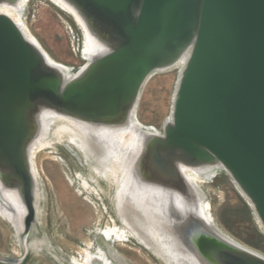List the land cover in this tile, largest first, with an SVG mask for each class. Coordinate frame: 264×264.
Returning a JSON list of instances; mask_svg holds the SVG:
<instances>
[{
	"label": "water",
	"instance_id": "obj_1",
	"mask_svg": "<svg viewBox=\"0 0 264 264\" xmlns=\"http://www.w3.org/2000/svg\"><path fill=\"white\" fill-rule=\"evenodd\" d=\"M67 1L104 42V50L71 78L48 64L17 23L0 13V174L5 185L20 189L32 213L36 183L28 148L42 114L123 122L132 118L150 75L184 55L171 116L162 133L149 134L146 177L172 187L187 178L176 161L220 167L249 199L264 228V0ZM190 185L202 210L204 195ZM172 204L177 219L199 229L185 239L189 249H197L199 263L264 264V257L228 242L201 213ZM0 261L18 259L0 253Z\"/></svg>",
	"mask_w": 264,
	"mask_h": 264
},
{
	"label": "rangeland",
	"instance_id": "obj_2",
	"mask_svg": "<svg viewBox=\"0 0 264 264\" xmlns=\"http://www.w3.org/2000/svg\"><path fill=\"white\" fill-rule=\"evenodd\" d=\"M17 2L11 13L19 26L67 73L77 74L90 61L86 52L91 53L87 46L91 43L71 10L57 0ZM6 5L0 3V13H7ZM91 49L95 51L96 45ZM180 72L176 63L147 79L132 115L141 128L163 132ZM41 118L48 122V129L30 148L39 195L27 248L16 226L0 212V253L17 258L13 264H86L87 255H91V264H106L101 258L104 253L109 264H182V258L171 254L161 238L154 243L163 255L158 247L140 240L120 217L117 194L123 172L118 168L117 181L109 168L98 170L97 161L60 131L66 118L53 112L43 113ZM107 157L114 167V152ZM197 185L204 195L201 207L216 229L264 257V228L230 174L217 167L211 175L197 176Z\"/></svg>",
	"mask_w": 264,
	"mask_h": 264
},
{
	"label": "bare ground",
	"instance_id": "obj_3",
	"mask_svg": "<svg viewBox=\"0 0 264 264\" xmlns=\"http://www.w3.org/2000/svg\"><path fill=\"white\" fill-rule=\"evenodd\" d=\"M57 1L67 9L71 10L85 28L87 38L91 43L87 44L91 53L89 54V51H85L89 58L91 59L101 53L104 50V42L99 38L96 32L90 28L80 12L67 0ZM0 3L7 4L8 11L7 13H4L10 16L19 26L11 13V9L17 7L18 2L2 0ZM23 33L28 38L24 31ZM28 39L30 40V38ZM30 41L34 43L32 40ZM34 44L46 55L48 64L57 69H63L61 63L53 60L38 44ZM92 45H96L95 51H92ZM97 46H100L101 49L97 48ZM176 63L180 64L182 70L185 65V56L183 55ZM86 65L81 70H83ZM64 74L67 78L76 75L66 72ZM135 107L133 108V111L135 110ZM133 111L132 113H134ZM47 112L49 111L44 112V114ZM53 113L66 118L67 121L60 126V131L69 134L72 139L86 151L89 158H93V160L97 161L98 164L96 167L98 170L104 171L109 168L112 173L111 175H114L113 177L117 181H120V177H118L117 173L118 168L123 172L119 189L120 191L117 194L118 211L120 217L127 223L138 238L147 245L154 246L155 248L158 247L156 248L157 252L163 255L160 247L154 243V240L157 241L161 238L163 244L168 247V251L171 252V254H174L175 257L182 258L179 260L182 264H201L195 255L197 254V251H195L197 249H193L192 251L187 245H185V239L191 240L194 238L192 237L191 231L195 235V233L199 232V229L196 227L192 228V224L188 219L184 218L182 221L177 219L176 216L172 214V202H174L178 208L188 207L193 209L195 213H201L204 219L212 225L210 220L206 217L204 209L202 208V210H200L199 205L197 204L199 200L197 190L196 188L194 190L190 184L194 187L198 186L197 176L211 175L217 167L211 166L210 164L186 166L182 161H176V166L180 170V173L183 174L184 172L188 179L182 176L183 182L181 184L175 183L172 187L162 185L157 183L155 179L146 177L144 169V155L146 154L147 146L150 141L149 134L155 133L154 131L141 128L139 122L132 118H128L123 122L116 124H103L90 122L85 119L62 113ZM47 123L48 122L41 120L35 122V136L30 142L28 148L29 160L30 148L36 145V140L38 138L44 136L45 131L48 129ZM111 152H114L115 154V166L112 168L106 161L108 159L107 155ZM36 157L38 158V156ZM32 173L35 179L36 176L33 170ZM36 185L37 184H35V199L38 200L39 192ZM0 197V212L7 216L16 226L21 234L23 243L27 248V233L35 219V212L37 211L35 206L37 201L35 200L34 210L30 213L22 199L20 189L15 186H6L1 174ZM201 202L202 198L200 199V203ZM188 225H190L191 228H188L187 230H189V232L187 230L186 232L184 231L185 226ZM222 235L228 240V242L234 243L233 245L236 244L237 246L246 248L234 239L227 237L224 233H222ZM101 258L105 260L106 264H109L106 260L107 256L105 254L101 256Z\"/></svg>",
	"mask_w": 264,
	"mask_h": 264
},
{
	"label": "flooded vegetation",
	"instance_id": "obj_4",
	"mask_svg": "<svg viewBox=\"0 0 264 264\" xmlns=\"http://www.w3.org/2000/svg\"><path fill=\"white\" fill-rule=\"evenodd\" d=\"M105 255H106V253H104ZM103 254V255H104ZM102 255V256H103ZM90 259H91V255L89 256V255H87V257H86V264H91L89 261H90ZM108 262H110L109 260H108V257H107V259H106Z\"/></svg>",
	"mask_w": 264,
	"mask_h": 264
}]
</instances>
